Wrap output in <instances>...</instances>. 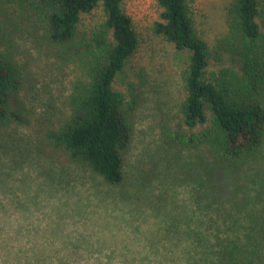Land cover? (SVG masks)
<instances>
[{
	"label": "rangeland",
	"instance_id": "374dc122",
	"mask_svg": "<svg viewBox=\"0 0 264 264\" xmlns=\"http://www.w3.org/2000/svg\"><path fill=\"white\" fill-rule=\"evenodd\" d=\"M228 4L193 1L196 27L212 50L227 33ZM124 9L140 43L115 82L137 99L119 186L46 145L43 129L63 111L72 74L30 35L15 41L25 121L0 129V264H191L188 233L209 237V223L247 226L263 213L264 148L229 171L203 148L171 143L167 132L184 129L186 53L152 34L156 0H126ZM222 66L231 59L210 67ZM51 106L55 113L47 114Z\"/></svg>",
	"mask_w": 264,
	"mask_h": 264
},
{
	"label": "trees",
	"instance_id": "16d2710c",
	"mask_svg": "<svg viewBox=\"0 0 264 264\" xmlns=\"http://www.w3.org/2000/svg\"><path fill=\"white\" fill-rule=\"evenodd\" d=\"M125 1L0 0V129L25 121L24 61L15 41L30 35L72 74L64 109L49 118L44 142L109 186L123 182L137 108L134 96L115 88L140 43ZM193 1L156 0L160 12L150 28L186 53L184 129L167 133L171 143L203 148L231 171L264 148V0H229L228 30L213 50L196 27ZM226 57L232 66L210 67ZM262 212L247 226L209 223V237L188 233L191 264H264Z\"/></svg>",
	"mask_w": 264,
	"mask_h": 264
}]
</instances>
